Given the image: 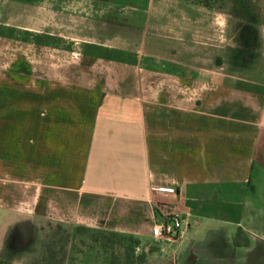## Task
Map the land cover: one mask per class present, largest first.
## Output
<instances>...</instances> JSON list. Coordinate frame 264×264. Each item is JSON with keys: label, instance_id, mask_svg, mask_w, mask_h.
<instances>
[{"label": "crops", "instance_id": "crops-1", "mask_svg": "<svg viewBox=\"0 0 264 264\" xmlns=\"http://www.w3.org/2000/svg\"><path fill=\"white\" fill-rule=\"evenodd\" d=\"M109 19L78 43L0 22V256L45 208L141 246L179 215L148 264H264V66L234 76L193 39L120 48Z\"/></svg>", "mask_w": 264, "mask_h": 264}, {"label": "rangeland", "instance_id": "rangeland-1", "mask_svg": "<svg viewBox=\"0 0 264 264\" xmlns=\"http://www.w3.org/2000/svg\"><path fill=\"white\" fill-rule=\"evenodd\" d=\"M213 2L208 9L193 0H0V22L38 33L48 30L78 43L82 37L104 36V22L118 18L120 48H128L129 41L142 50L144 34L151 38V51L158 50L161 39L177 47L193 39L200 48L213 44L208 51L213 50L216 62L220 56L218 63L229 52L232 75L254 78L253 68L264 66V0ZM42 214L34 221L23 216L33 224L31 237L23 247L8 244L0 264H148L147 253L160 250L155 240L141 246L130 235L60 224L45 217V208ZM101 232L120 237L105 248Z\"/></svg>", "mask_w": 264, "mask_h": 264}, {"label": "built area", "instance_id": "built-area-1", "mask_svg": "<svg viewBox=\"0 0 264 264\" xmlns=\"http://www.w3.org/2000/svg\"><path fill=\"white\" fill-rule=\"evenodd\" d=\"M183 219L177 214L165 216L162 221H155L151 236L155 241H172L182 229Z\"/></svg>", "mask_w": 264, "mask_h": 264}, {"label": "trees", "instance_id": "trees-1", "mask_svg": "<svg viewBox=\"0 0 264 264\" xmlns=\"http://www.w3.org/2000/svg\"><path fill=\"white\" fill-rule=\"evenodd\" d=\"M193 1H196V3L199 4V5H201L202 7L211 9V8H214V4H213L214 2L213 1H221V0H193ZM80 229L84 230L83 228H80ZM101 234L103 236L101 240H102L103 246L105 248L107 246H109L113 242V238L119 236V234H117V233H105V232H101ZM111 260H112V262H114V260L112 258H111ZM139 262L141 263V260ZM142 262H144V260Z\"/></svg>", "mask_w": 264, "mask_h": 264}]
</instances>
